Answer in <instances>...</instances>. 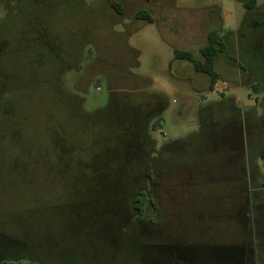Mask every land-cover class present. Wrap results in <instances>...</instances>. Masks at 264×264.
Masks as SVG:
<instances>
[{
    "label": "rangeland",
    "instance_id": "rangeland-1",
    "mask_svg": "<svg viewBox=\"0 0 264 264\" xmlns=\"http://www.w3.org/2000/svg\"><path fill=\"white\" fill-rule=\"evenodd\" d=\"M111 1L113 0H64V6L67 7L62 10H57L54 1L40 2V9L52 12H48L49 15L54 13V18L49 16L48 22L53 31L61 34L64 40H74L83 31L88 35L86 40L88 43L90 41V46L86 45L83 49L82 61L78 64L71 61L61 70L59 77L54 76V81L63 85L68 93L81 98V111L94 114L107 107L110 91L118 89L161 98L164 106L160 112V126L151 133L157 151L178 142H184L186 149L196 144L203 145L210 129L209 112L216 119L222 107V95L224 99L233 100V106L240 112L237 115L238 121L248 124L256 122L264 130V101L260 90L256 91L258 84L253 83L254 79L252 83L240 84L239 78L247 77L244 72H238L234 63L227 60V55L216 60L215 69L221 74L222 80L215 85L213 92H209L207 77L195 73L191 63L176 60L173 53L174 50L191 51L199 57V49L206 44L208 31L216 29L219 34H228L230 48L227 54L236 56L242 39L238 36L241 33L239 31L249 25L242 5L245 0H114L120 4L122 16L116 15L111 9ZM255 1L263 12L261 6L264 0ZM139 10H146L151 22L136 20L135 14ZM33 12L34 9H31L25 14ZM3 14L4 11L0 10V17ZM9 17L11 16H7V20L11 19ZM5 35L12 38L8 33ZM92 46L95 52L86 61L87 49ZM37 71L38 74H46L41 69ZM252 72L254 70H250L249 74ZM32 95L33 103L27 102L23 96L19 106L20 111L31 113L32 120L25 126L31 134L29 140L33 148L38 153L41 152L40 156L45 161H59L56 158L58 145H54V137H48L42 132L45 117H51L53 111L47 110L46 103L41 104V99L46 97L42 90H35ZM17 97H21L20 94L14 95L15 99ZM91 146L90 140V148ZM177 147L178 145L174 148ZM92 160L91 157L87 159L88 163ZM254 163L259 177L255 180L257 186L247 189L246 201L227 198V191L218 186L210 188V197L209 187L203 189L200 186L195 191L192 186L183 184V173L188 177L195 165L200 164H165L173 181L170 180L169 186L162 184L153 187L150 193L157 203H161L158 225L165 230H170L169 226L174 225L187 230H195L197 227L204 230L207 227L203 226L210 224L213 232L207 236L212 234L216 238L211 241L213 244H232L249 249L250 258L245 262L216 258L208 250L213 246L209 240L204 239L206 235L198 234L201 238L194 240L199 245L190 248L189 255L192 259L191 263L186 264H264V159L257 158ZM52 165L54 164H45L46 168ZM59 168L62 173L56 176L55 182L61 184L58 191L64 195H91L97 191L98 179L104 177L99 172L104 169L103 164H61ZM173 183L175 185L171 186ZM36 187L39 191V187L42 189L44 186L41 181H37ZM48 187L52 189L53 184L46 182V189ZM98 191L102 192L100 189ZM134 192L135 190L132 191ZM192 197H197L195 200L201 209L213 210L209 213L212 216H197L190 212ZM220 198L221 204L218 203ZM152 202L156 203L153 198ZM227 204H231V207H227ZM242 211L240 220L241 224L246 225L245 232L236 228L239 223L234 220ZM154 213L148 210L146 214ZM74 214L79 215V212ZM75 215L69 216V227H60L58 223L52 225L55 236L51 240L40 238L42 251L51 253V264H106L103 263V252L98 250L94 242L95 236L88 235L83 230L81 219ZM146 223L145 219L141 224ZM41 227L43 226L39 228ZM190 243V240L184 241L182 246ZM16 263L28 264L23 260ZM122 264H127V261Z\"/></svg>",
    "mask_w": 264,
    "mask_h": 264
},
{
    "label": "trees",
    "instance_id": "trees-1",
    "mask_svg": "<svg viewBox=\"0 0 264 264\" xmlns=\"http://www.w3.org/2000/svg\"><path fill=\"white\" fill-rule=\"evenodd\" d=\"M44 1H54L57 10L67 7L64 0ZM40 2L0 0V10L4 11L0 17V264H17L18 260L28 264L34 261L51 264V253L42 251L40 238L51 240L55 236L51 227L56 223L60 227L71 226L69 216L75 212H79L75 216L81 219L83 230L95 236L94 242L103 252V263L122 264L126 260L127 264H140L143 257L158 256L155 251L151 254L148 248L150 245L159 246L160 242L158 239L151 242L141 233L144 225L141 223L145 221L149 205L154 211L158 205L145 194L142 178L135 182L134 170L142 176L149 175L148 167L151 166L138 164V148L147 153L152 151L150 146L137 145L145 134L144 127L137 121L142 119L141 113H148L156 104L163 109V102L155 96L118 89L110 91L113 100L105 109L94 114L81 111V98L68 93L63 85L54 81V76L59 77L61 70L71 61L77 64L82 61L83 49L90 46L88 35L83 31L74 40H64L48 22L49 16L54 18V13L49 15V10L40 9ZM242 5L247 12L257 4L255 0H245ZM109 6L116 15H123L117 1H111ZM31 9H34L33 13L25 14ZM7 16L11 19L7 20ZM135 19L151 22L146 10H139ZM219 33L216 29L208 31L206 44L199 49V57L191 51H173L176 59L191 63L194 72L207 77L209 92L222 80L215 69L218 54L225 50V37ZM92 56V50L87 49L85 60ZM38 69L46 74H38ZM35 90L44 92L46 99H41V104L46 103L47 110L53 111L51 117H45L42 132L54 137V145H58L55 157L59 161H45L29 140L31 134L25 126L32 120L31 113L20 111L19 106L23 96L27 102L33 103ZM259 90L260 86L256 91ZM18 94L21 97L15 99L14 95ZM135 118L139 120L134 122ZM159 123L160 112H155L150 120V130H158ZM136 150L134 164L133 151ZM164 156L170 159L168 153ZM90 157L93 160L88 163ZM64 158L66 161H61ZM260 158L264 159V149ZM45 164L54 165L46 168ZM61 164H103L104 169L99 172L104 177L98 179L97 191L80 197L59 193L61 184H56L55 180L62 173ZM37 181L44 186L39 187V191ZM46 182L53 184L52 189H46ZM158 218L152 216L146 220L155 225ZM110 236L114 237L113 242ZM45 253L49 256H43Z\"/></svg>",
    "mask_w": 264,
    "mask_h": 264
},
{
    "label": "flooded vegetation",
    "instance_id": "flooded-vegetation-1",
    "mask_svg": "<svg viewBox=\"0 0 264 264\" xmlns=\"http://www.w3.org/2000/svg\"><path fill=\"white\" fill-rule=\"evenodd\" d=\"M261 7L264 9V4ZM246 16L247 19H249V25L239 31L241 33H239L238 36L242 39L239 41L240 49L239 51H236V56L227 54L230 44L228 43V34L224 33L225 50L218 54L217 59L227 55V60L235 64L238 72L245 73L247 78L244 79L240 77L238 81L240 84H244L245 82L252 83V80L254 79L255 82L253 83H257L258 86H260V90H262L260 94L262 101H264V10L262 12L260 6L256 5L253 10L246 12ZM244 30H246V32ZM91 50L92 54H94L95 50L93 46ZM250 70H254V73L252 72L249 74ZM75 97L77 99L80 98L78 96ZM222 98L223 101L220 103L222 107H220L216 119L212 112H209L210 129L208 130L203 145L196 144L193 147H188V149H186L187 146L184 142L173 143L168 146L166 145L159 151L155 149L156 144L152 139V131L150 130L149 125L154 113L161 112L162 108L158 104L151 107L148 113H141L142 119L140 121H137L139 119H134V122L137 121L138 124L139 122L142 124L145 132L144 136L137 141V145L140 147H152V151L149 153L138 148L140 152L138 164H151V166L148 167V169H150L149 175L146 174L144 176L133 169L135 171L134 178L135 182H138V178H142L144 192L151 201L153 198L156 202L155 197L150 195L153 187L161 186L162 184L169 186L168 184L171 183L170 180H172V174L168 173L165 164H200L198 166L195 165V168H193L188 177H185V174L183 173L181 181L185 185L192 186L195 191L200 186L203 189L209 187L208 194L210 197V188L218 186L220 189L227 191V198H239V200H245V196H247L248 193L247 189L255 185L257 186L255 180L259 177V174L254 162L257 158H260V154L264 149V130L261 129L256 122L248 124L246 122L243 123L242 121H238L239 118L237 115H239L240 112L233 106V100L231 98L224 99L223 95ZM109 100L111 102L113 96H110ZM76 108L79 110V107L76 106ZM262 111L264 110L262 109ZM176 145H178V147L174 148ZM133 153V163L136 164L137 150L133 151ZM165 153L170 155V159L164 158ZM144 158H146V160ZM172 158H174V160ZM154 164H159V166L156 167ZM183 168L186 169V167ZM174 185V183L171 184V186ZM166 191L167 190L165 189V192ZM190 199L192 202V208L189 210L190 212L197 214V216H212V214L209 213L213 210H206L205 208L201 209V206L195 200L197 197H192ZM220 201H222L221 198L218 201L219 204H221ZM156 204L158 205L156 211L151 210V208H149L151 205H149L148 210L155 213L154 215L146 214L145 219L148 217L151 218L152 216L156 217L158 216V213H161V203L156 202ZM230 205L231 204H227V207H231ZM242 215L243 211L241 214L239 213L238 217H235L234 220L239 223L236 228L245 232L246 225L241 224L240 220L242 219ZM209 225L203 226L207 227L204 230H200L198 227L195 228V230H187L186 228H179L176 225L169 226V228H171L170 230H165L160 225H152L147 221L145 225L141 226L142 235L151 242L158 239L160 244L159 246L150 245L151 248H148L151 254L155 251L158 256L152 254V256L143 257L144 261H140V264L191 263L192 256L189 255L190 248H192V246L194 247V245H199L195 243L198 241L194 240L201 238V235L198 234L206 235V238L203 236L204 239L210 241V245L213 247L208 250L212 256H215L216 258H229L231 260L238 259L240 262L249 260V249L245 246L239 248L232 244L218 245L216 242L213 244L211 241L216 238L212 236V234L207 236V234L213 232L210 230L211 226ZM186 233L187 236L185 235ZM189 240L191 241L189 245L182 246L184 241L188 242ZM110 241L113 242L114 237L111 238L110 236ZM174 242H176L177 245H175L176 243L174 244ZM148 250L147 253H150ZM142 251L146 252L145 249ZM43 256L47 257L49 254L45 253Z\"/></svg>",
    "mask_w": 264,
    "mask_h": 264
},
{
    "label": "crops",
    "instance_id": "crops-1",
    "mask_svg": "<svg viewBox=\"0 0 264 264\" xmlns=\"http://www.w3.org/2000/svg\"><path fill=\"white\" fill-rule=\"evenodd\" d=\"M32 264H40L39 262H37V261H34Z\"/></svg>",
    "mask_w": 264,
    "mask_h": 264
}]
</instances>
